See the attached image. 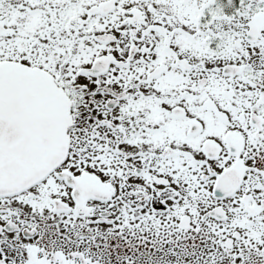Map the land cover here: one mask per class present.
Wrapping results in <instances>:
<instances>
[{
    "label": "snow or ice",
    "instance_id": "obj_1",
    "mask_svg": "<svg viewBox=\"0 0 264 264\" xmlns=\"http://www.w3.org/2000/svg\"><path fill=\"white\" fill-rule=\"evenodd\" d=\"M0 264H264V0H0Z\"/></svg>",
    "mask_w": 264,
    "mask_h": 264
}]
</instances>
